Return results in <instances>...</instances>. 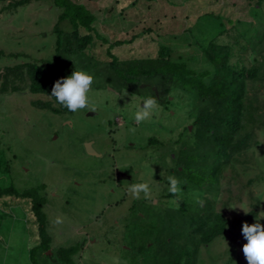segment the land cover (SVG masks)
<instances>
[{"label":"rangeland","instance_id":"rangeland-1","mask_svg":"<svg viewBox=\"0 0 264 264\" xmlns=\"http://www.w3.org/2000/svg\"><path fill=\"white\" fill-rule=\"evenodd\" d=\"M15 1L19 0L0 2V51L26 57L4 56L0 70L55 56L53 28L60 10L52 0L5 7ZM72 1L96 17L92 44L84 54L92 63L98 62L103 72H86L94 78L88 96L97 110L55 115L33 105L48 101L45 95L26 90L0 93V187L12 186L18 193L34 191L33 198L44 199L41 212L46 237L44 247L38 246L32 199L0 198V264H111L113 257H119L121 264H145L139 255L145 240L140 232L162 220L167 209L177 210L172 203L175 198L165 197L169 194L167 177L173 176V153L189 145L185 129L191 126L193 130L190 115L196 110L191 91L181 89L184 98L177 91L171 93L167 105L159 104L150 120L136 125L137 105L152 92L146 83L141 84L145 85L141 94L106 85L107 52L124 62L153 59L159 47L165 46L172 60L201 73L212 70L201 48L217 39L218 44L230 47L239 42L237 58L243 65H254L253 57L264 64V7L255 13L244 0ZM66 23L62 27L69 30ZM117 41L124 43L113 45ZM47 75H52L50 69ZM248 92L249 98L258 101L254 106L264 123V65L259 79L248 82ZM133 127L134 134L129 131ZM255 138L260 143L244 151L233 169L229 166L224 171L218 196L201 193L202 181L193 175L189 181L196 186L182 187V201L190 205L189 212L196 209L197 200L206 197L228 221L223 237L199 248L195 264H247L241 251L247 243L241 232L248 214L244 211L256 206L257 214L264 212V135L256 132ZM86 143H92L101 157L89 156ZM181 152L191 158L186 149ZM192 162L199 166L201 161L193 157ZM117 172L129 179L118 181ZM192 172L197 173L194 168ZM142 182L150 183L155 205L143 198L134 200L127 193L130 184ZM57 217L63 219L62 224L55 223ZM255 222L264 225V217L257 215L249 225Z\"/></svg>","mask_w":264,"mask_h":264},{"label":"trees","instance_id":"trees-1","mask_svg":"<svg viewBox=\"0 0 264 264\" xmlns=\"http://www.w3.org/2000/svg\"><path fill=\"white\" fill-rule=\"evenodd\" d=\"M244 1L254 7L252 9L255 13L256 10L259 11L264 7V0ZM28 2L29 0H19L5 7L16 9ZM52 2L53 6L60 10L57 23L53 28L56 35L54 58L41 63L26 61L0 70L1 94L26 90L30 94L47 96L50 95L52 86L58 79L70 76L77 69L84 72L93 69L95 74H103L98 70V62L92 63V59L84 54L92 44V33H95L94 14L86 6L72 0H52ZM4 10L8 9L4 8ZM64 22L69 25V30L63 29ZM216 40L210 41L201 48L212 70L195 73L187 63L172 60L170 49L161 46L153 59L144 58L124 62L119 61L108 51L110 61L106 68L110 72L104 75L103 79L106 85L127 89L137 94L143 93L144 90L139 87L142 83H146L152 96L163 106L168 104V98L176 91L182 98L184 96L178 90L191 91L190 99L196 110V114L190 115L193 118V130L190 132L188 128L185 129L189 145L178 147L180 149L178 153H173L171 160L175 166L170 172L185 182L182 184L185 188L190 187V184L194 188L196 184L191 183L189 179L192 175L198 177L204 186L201 193L212 194L214 197L218 196L219 185H222L220 181L225 177L224 171L229 166L233 169L234 163L238 162L239 156L244 151L260 143L255 138L256 132L264 135L263 116L258 113L259 108L254 106L258 101L248 96V82L259 79L264 64L257 63V59L253 57L255 64L247 67L238 62L237 57L241 47L239 42L238 45L230 47L220 45ZM122 43L124 42L117 41L113 45ZM4 56L19 58L24 55H5L0 51V58ZM233 57L235 60L237 58V62L232 61ZM49 69L52 71L51 76L47 75ZM33 105L55 115L68 112L66 108L56 106L54 101L50 100L35 101ZM183 149L188 151L190 159L185 158L181 152ZM193 157L201 161L199 166L194 165ZM210 157L212 161L208 163ZM193 168L197 173L192 172ZM198 188H201L200 185ZM33 195L34 191L18 193L12 186L0 187V198L13 196L32 199L31 210L39 226L38 246L44 247L46 243L45 216L41 212L44 199L33 198ZM165 197L172 198L170 194ZM210 200L205 197L203 205L198 204L193 212L187 210L189 204L181 201L177 210L167 209L162 220L146 231L140 232L145 238L139 246V255L143 262L145 264H195L199 248L223 237L228 225L227 219L215 210ZM257 209L255 206L245 215L242 224H249L256 219L258 214L255 210ZM64 258H67L66 254Z\"/></svg>","mask_w":264,"mask_h":264},{"label":"clouds","instance_id":"clouds-1","mask_svg":"<svg viewBox=\"0 0 264 264\" xmlns=\"http://www.w3.org/2000/svg\"><path fill=\"white\" fill-rule=\"evenodd\" d=\"M93 76L84 71H73L70 76L58 79L52 86L51 93L48 96L50 101H54L56 106L66 108L69 112L75 113L79 110L87 109L91 112L97 110V106L90 102L88 93L91 91L93 84ZM160 107L158 100L149 96L144 98L137 105V110L134 113V122L136 125L148 121L152 118L154 112ZM131 133H135L136 128H130ZM45 163L51 166V162L45 160ZM185 183L176 176L169 175L167 177V192L175 199L172 203L178 209L182 201L183 188ZM127 193L134 200L141 198L150 201L153 205L157 203L153 189L149 182L132 183L127 188ZM197 203L203 205V200H197ZM244 211V210H243ZM251 209L244 211L246 214ZM264 217V212L258 214ZM57 225L63 223V219L57 217L55 220ZM241 232L243 238L247 241L241 251L247 264H264V225L255 222L251 225L248 223L242 224ZM111 264H121L119 257H113Z\"/></svg>","mask_w":264,"mask_h":264},{"label":"water","instance_id":"water-1","mask_svg":"<svg viewBox=\"0 0 264 264\" xmlns=\"http://www.w3.org/2000/svg\"><path fill=\"white\" fill-rule=\"evenodd\" d=\"M144 86L145 85H141L140 87L143 88ZM188 130L189 131L191 130V126L188 128ZM85 150L89 156H93V157H97V158L101 157V155L96 153V151H94V149L92 148V143H86L85 144ZM116 176H117L118 181L123 180V179H129V177L126 174H122L120 172H117Z\"/></svg>","mask_w":264,"mask_h":264}]
</instances>
